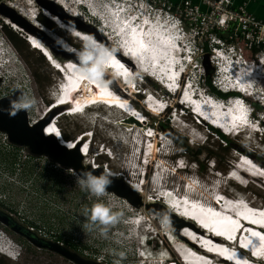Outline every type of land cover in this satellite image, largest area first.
<instances>
[{"label": "rangeland", "instance_id": "rangeland-1", "mask_svg": "<svg viewBox=\"0 0 264 264\" xmlns=\"http://www.w3.org/2000/svg\"><path fill=\"white\" fill-rule=\"evenodd\" d=\"M90 2L92 7L100 4L98 5L100 10H103V5L109 4L104 3L103 0H89L85 4ZM0 3L5 4V0ZM81 6L80 11H85L86 16L96 26H100L98 18L87 15L86 8ZM49 21L53 25L51 30L66 40L71 39L73 43H80L90 50L79 38L60 29L53 21ZM0 24H2L1 19ZM2 30L3 39L0 38V48L5 51V57L9 58V61L4 62L0 68V99L14 95L16 107L24 111L28 124H33L38 120L41 112H44L47 106L53 102L51 92L55 91L56 84L61 80V73L49 64L39 50L30 46L27 40L21 36L25 35L23 32H16L18 33L17 36L22 39L13 41L4 32V28ZM107 36L109 37V35ZM107 40L110 42L109 38ZM104 76L107 77L106 74ZM107 79L113 87H118L117 91H121L119 87H122L129 93L131 99L142 108L143 104L140 97L135 92L127 90L125 85L120 84L118 80L113 81L109 77ZM135 80L140 91L149 90L161 94L159 90L152 89L151 85L146 83L141 73L137 74ZM161 95L165 96V100L172 105L178 102V98L175 96ZM25 104L28 105L26 108L23 107ZM93 114L98 115L95 124L94 120L90 121L88 118L89 115ZM118 115L123 114L112 108L109 110L89 108L83 113L61 115L57 118L56 124L70 140L76 138L80 133L92 130L91 144L93 145L89 155L86 156V160L90 161L87 165L93 164L100 171L108 170L115 173L117 176L112 177V183L109 186L110 188L114 186L120 192L122 191L121 194L116 193L113 189H106L100 196L81 191L75 183L78 173L72 167L60 165L51 160L45 153L33 154L26 145L12 143L7 134L0 131V211L10 215L20 230H27L38 242H34L24 234L13 230L10 225L0 222V244L5 245L7 251L11 252L12 255L1 251L0 254L6 258L9 264H78L55 251L50 246L52 242H58L82 258L98 261L100 264H153L154 258L157 255L160 256L161 252L168 248L170 249V258L178 259L171 250L167 239L161 233H166V229L171 226V223L165 218L167 213L161 207V201L155 199V196L158 197L161 192H156L154 196V185L149 179L145 180L147 183L146 188L143 187L144 193L125 192L128 189L126 187L128 175L125 172L128 169L133 171L134 167L136 172L142 168L141 163L133 161L136 159L139 162L140 157L141 162V150L135 146L138 138L135 132L136 130L141 132L146 127L144 125L148 124H135L136 129L126 130L123 128L125 127L124 124L129 121L120 120L121 123H124L120 125L117 121L111 123L113 120L106 118V116L116 117ZM151 115H154V131L165 142V145L170 144V146L168 154L162 156L161 153H164L165 150L163 142L160 143L159 139H154L158 143L157 153L150 156L146 167L147 174H153L155 167L158 172L159 168L161 175L164 172L165 178L162 175L163 184L174 183L175 185L176 183L178 186L179 183L178 191L183 192L184 187L181 188V183L184 179L190 182L194 191H198L194 188H199V194L207 199H210L212 195L205 193V191L211 189L212 182L217 178L216 181L221 184V187H225L226 194L231 196L240 192L248 200L253 201L252 203L264 207V182H262L264 178L258 174L260 172L242 164L241 169H238L236 173H233L232 176L229 175L226 179L224 178L233 166L241 164L238 158L241 151L235 149L236 146L243 147L252 154L264 158V124L261 121L258 125L259 129L261 127L263 130L261 134L252 129H245L235 135H230L229 138L233 147L227 149L225 140L216 141L217 137L209 135L207 128H205L207 124L201 122L204 126L199 125L190 115L180 117V121L164 113H151ZM102 116L105 119L104 117L101 118ZM253 116L256 115L253 113ZM182 122L184 123L182 124ZM255 124L257 123L255 122ZM168 129L173 133L172 136L162 131H168ZM182 141L186 142L189 149L183 150L180 147ZM218 142L221 143V147H219ZM198 146L210 149L213 156L208 159L206 153L202 152L197 156V161L194 162ZM224 147L226 149H223ZM150 148L147 156L144 154L146 160L151 153ZM245 155L252 158L248 154ZM226 156H228V160H225ZM179 158L186 164V169H178L181 165V163H177ZM64 159L70 162L67 157ZM215 159L219 161L220 166H225L226 171L217 169ZM235 161L238 163L232 165L231 163ZM137 179L139 176L135 177L136 181ZM114 182L118 186L114 185ZM243 183L247 185L244 186ZM160 189L163 192L164 190L172 191L173 188L162 186ZM219 193L221 196H225L223 191H219ZM146 196L154 201L147 204ZM96 207L108 209L111 214H115L117 217L115 222L107 225L96 222L92 224L91 230L84 229L83 224L88 222L86 210H95ZM155 210L161 214L155 213ZM153 215L154 217L151 218ZM134 216L149 218L151 222L147 221L137 229L132 224V221L135 220ZM133 234L139 236L137 235L133 240V238L131 239ZM139 242L143 245H140ZM144 247V251L152 255L148 260H144L138 255ZM163 247L165 249H162Z\"/></svg>", "mask_w": 264, "mask_h": 264}, {"label": "bare ground", "instance_id": "bare-ground-1", "mask_svg": "<svg viewBox=\"0 0 264 264\" xmlns=\"http://www.w3.org/2000/svg\"><path fill=\"white\" fill-rule=\"evenodd\" d=\"M54 1L57 4H59L60 6H62L71 15L80 17L82 20L84 19V17L82 16V13L79 12L80 8H78V6H76L78 4L79 0H54ZM82 1H83V3H81V4L85 5V3H87L89 0H82ZM91 4L92 3L90 2L89 4H87V6H91ZM98 5H100V4H97L93 7L91 6L90 8H91L92 12L89 13L92 17H96V19L98 18V20L100 21V26H97L99 31H97V33H95V34L98 35V33H99V35H100V33H101L105 38L106 37H107V39L109 38L110 42L107 39H106V42L109 45V47L112 49L114 47L113 41H115L117 43H119V42L122 43V45H123L122 47H125V49H127L128 51H132V49H131L132 46L135 48H138L139 47L138 42L142 40L144 42V44L146 45V49L136 51L135 54H133V58L131 56H126V55L125 56L134 60V63H135V61H137V58H138V62L142 65L146 66L149 63H152V65H154V66H160L165 73V77L167 78V85L169 86V88H175L176 85L178 84V82H177L178 73H177V71H175L173 69L174 64H172V58L168 57L167 56L168 52L163 51V49H162L164 45L168 44L169 46H171L174 49L173 54H174V58H175L177 64L181 63L180 61H178V59L180 60V58L178 57V55L175 51L176 46L174 45V40H173V36H175L174 29H166V28L159 29L157 26V22H154L155 24H151V23H153V22H151L150 23L151 27L147 31L144 29H141V24H138V26L136 28L135 26H133L131 24L133 17L126 16V12H122L121 10L114 8L110 3L107 5H103V10H100L101 8H100V6L98 7ZM7 6L16 10L24 18H27L28 21H30L33 24H35L36 26H38L40 28V30L45 32V34L50 39L55 40V42L60 44L62 46V48H64L65 50L75 51L74 46L68 40H66L63 36L57 34V32L51 30L49 27L40 23L37 18L36 19L33 18L34 10H33L32 6L29 5L25 0L24 1L15 0L13 2V4H9V5L7 4ZM48 16L56 24L57 27H59L62 30L69 32L70 35H73L82 41L84 40L83 43L86 42L85 44L91 50L92 55L94 54L95 56H97V54L99 52L101 53L100 60H98L97 57H94V56L92 57L91 54H87V57L91 59L90 62L92 64H94V66H95L94 71H101L102 74H106L108 77H112V78L118 80L120 84L124 85L125 83H123V81L121 80L122 76H123L124 80L128 79L129 85L127 87L128 88L131 87L132 81H130L129 79H130V77H132L133 72L129 73V67L127 65H125L120 60H117L110 53L111 51L109 52L108 49H105L104 47H102L103 43L101 41H99L98 38L94 37L90 32H88L86 30L79 29V28L74 27L73 25L69 24L68 22L63 21L58 15H56L50 11H49ZM144 19L149 20V18H147V16H144ZM8 23L11 25V27H14L17 30H21L25 34L24 37H26V40L30 44V46L39 50L43 55L45 54L47 56L46 57L44 55L45 58L47 59L49 64L55 70L59 71L60 73L62 71L65 74V78H62V85H61L60 89H58L57 92H55V99H57V102L55 104H52L51 107L48 108L46 111H44V112L42 111L39 118L37 117L38 120L36 122H33V124L28 125V128L30 129V134L28 135V137L29 138L31 137L34 141H36L38 146H40L44 149H47L49 152H54L55 155H53V156H57L60 154L58 151H56L55 149L52 148L53 147V141L51 139H48V140H45V142L44 141L42 142V141H39L36 137L37 124L41 121V118H43L42 116L44 114L47 115L49 113V111H51L53 108H55L57 106H62L65 104H74L75 108L70 110L69 111L70 113H78L80 111L79 110L80 108H85L87 106H91V105L98 103V102L112 103V104H117L119 106L123 105L121 107H128V102H127L128 98L125 99V98L118 96L117 94H113L114 92L111 90L113 92L112 93L108 89V87L105 86L106 84L104 81L102 82L103 84L100 83L101 78L99 79L97 74H91L89 71L84 69L82 66L77 65L79 63H76V62L73 63L72 60H71V62L67 61L66 63H64V65L61 64L59 62V58L56 57L52 53V51L43 42L42 39H40L38 36H35L31 33H28L25 28H23L22 26H20L19 24L15 23V22H13L12 20H8ZM162 31H164V32H162ZM133 32H135V41H136L135 43L133 42ZM107 35H109V37ZM183 38L185 40V37H183ZM110 44H111V46H110ZM89 45H92V47ZM163 60H166V61L163 62ZM121 65H122V67H121ZM127 77H129V78H127ZM249 80L251 81V79H249ZM247 85H248V83H247ZM187 86L188 87H186V89H187L188 93L187 92L185 93V96H186L185 101H187L189 104L190 103L194 104L195 112L200 114L203 119H201L199 117L198 118L200 120H202L204 123H207L204 120H208L210 122L209 124L215 126L219 130L224 131L225 133L235 131L239 128L244 127L247 124L246 123V119H247L246 112L247 111H246L244 104L239 99H235V98L230 99V101L228 102V105L226 106L227 110L225 111V108L220 104V102L215 101L216 98H212V97L208 96L207 99H205V100H201V99L198 100L196 98L190 97V91H189L190 85H187ZM131 92H133V90H131ZM206 96L207 95H204L205 98H206ZM3 98H4V99H2L3 102H6V99L8 101L13 100L12 102H13V105H14V108L16 111L20 109V108L16 107V105H15L16 100H15L14 95L13 96L12 95L6 96ZM55 99L53 100V102H55ZM157 104L159 107L162 105V103H160V102H157ZM68 107H72V106H67L64 108H68ZM147 110L149 112H151L152 114H158L159 113L158 111L152 110L150 108H147ZM228 114L232 117H235L231 122L228 119ZM221 117H224V118L222 119ZM96 118H97L96 116H93L92 119L95 121ZM104 119H105V117H104ZM100 120H102V119H100ZM129 126L130 125L128 122L125 124V127H123V126L122 127L126 128V130H128V129L132 130V128ZM43 134H45V136H56V138L63 144V146H67L68 149L74 148V145H73V143L75 142L74 139L70 140V139L64 138L61 130L58 128V126L55 124V122L54 123L48 122V124L46 125V127L44 129ZM148 134L151 135L150 133H148ZM85 136H87V135L83 134L81 136V138H83ZM81 138H78L76 140H78V142H81V140H82ZM75 143L77 144V141ZM87 146H88V142H86L85 144L80 146V149L78 150L79 155H81L82 158L84 157V160H81L82 164L80 163V166H79V167L83 168L84 171H85L87 163H90V161L86 160L87 159L86 156L89 155V153H90L89 148H88V150L86 148ZM147 147L148 148L151 147L150 151H151L152 155L154 156L157 152L158 143H157V141L151 140V143L148 142ZM147 153H148V151H147ZM142 154H143V152L141 149V155H140L141 157H142ZM61 156H64V155H61ZM66 157H67V159H69L71 164L79 165V163H77L78 157L76 156L73 149H72L71 154H67ZM61 159H63V158L61 157ZM63 160L65 161V159H63ZM138 160H139V162L136 159L133 161L136 163H141L140 157ZM240 163L243 165H246L247 167H249V165H247V164H252L253 166H250L249 168H251L252 170H255L257 172L262 173L261 168L256 167L255 163H254L255 164L254 165L250 160H248L245 157H242ZM135 169L136 168L134 167L133 171ZM130 170L131 169H128L125 172V174L128 175V176L125 175V176H127V179L125 178L126 182L128 184H130L136 192L141 194L144 191L143 187L135 184L138 182V180L137 181L135 180V177H137V175L130 173ZM74 171H76V170H74ZM109 172H111V171H109ZM113 174L116 175L115 173H113ZM158 175L159 176L161 175V171L159 170V168H158ZM162 175H163V178H165L164 172L162 173ZM159 181H160L159 178H157V180H155L154 184L155 183H158V184H157V187L154 189L153 192H154V194L158 191L161 192L158 195L157 199L161 200V201L163 200L161 202V204H162L161 207L167 208V210H165V212L167 213V216L169 215L170 218H173L170 214H172V212H174V213L178 214V216H182V217L186 218L188 221H190V219L195 220L199 224L200 227H203L205 229V231H210V232L216 231V232H218V233H215L214 236L217 235V236L223 237V238L225 236H227L226 238H229V236L231 235L232 238H230V239H233V237L235 236V233L233 231L236 229V227L231 228V226L228 223V222H230L228 220L229 218H227L228 215L217 213V212H214L212 210H207L201 205H199L197 207L196 205H194L190 202V201H193L195 199V196L197 197L196 199H198V197L201 195L198 192L199 188L198 189L194 188V189L198 190V191H194L192 188L193 186H191L190 189H188L189 188V186H188L187 188L182 189L183 190L182 193H180L179 195L176 194V196H175L173 189H172V191L171 190L170 191L164 190L162 192V190L160 188H162L163 185L161 183H159ZM114 185H117V184L115 183ZM193 185H195V184L193 183ZM188 191H190L191 195L193 194V198L188 193ZM125 192L131 193L132 190L128 188L125 190ZM210 195H212V194H210ZM201 197H202V195H201ZM222 197L224 199V203L226 204V206L228 208L231 206L233 210H236L235 205H237V204L234 203L233 201H229L230 197H228V198H226L225 196H222ZM147 198H145L147 203L154 201L151 198H148L149 200ZM153 207L156 208V206H154V205H153ZM174 208H177L178 210H175ZM260 208L262 209V211L259 212L260 216H256L255 214H253L252 211L249 210L247 207H243V209H242L243 213L242 214L246 215L249 219H251L253 221L259 222V224L264 225V217L262 216L264 214V209L261 206H260ZM226 213H230V212H226ZM232 215H234V214H232ZM235 215H237V214H235ZM237 216H239V215H237ZM153 217H154V215L151 218H153ZM147 219L143 220L142 218H140L139 222H141V223H139V225L136 228L138 229L140 226L145 224L148 221ZM150 222H151V220H150ZM200 227H198V228H200ZM166 230H167L166 233L165 232H161V233L163 234V236H165V238L167 239V242L169 243L172 251L177 255L179 261L182 264H183V261L185 262V264H217L219 260L216 261V263L213 262L215 260H211V262L209 263V260L206 258V257H209L210 256L209 254H211V253L214 255H217V256H222L223 258H226L227 260L234 262L235 264H252V263L248 262L247 260L243 259L235 250L228 248L227 246H224L222 243L218 242L215 239V237L211 238L210 235L201 234L200 232L194 231L192 229H188L187 227L182 229V234L184 237L188 238V241L197 242L198 246H200L203 250L206 251V252L205 251L203 252V250L200 248L201 252H198L199 254H196L195 252L191 251L188 247H186L182 243V242H184L180 238V236H182V235H179V234L175 235L173 233L171 226L169 229H166ZM250 230H251V232L255 231L252 229H250ZM137 235L138 234H133V236L132 237L130 236V237H131V239L133 238V240H134V237L136 238ZM249 240L253 241L252 244L256 245L257 247H255V248H257V249H261V247H264V240L261 243V240H256V238L252 237L251 234L248 236H244L242 238L243 247L245 244H248ZM139 244L141 245L140 242H139ZM249 245L252 246L251 244H249ZM154 246H156L155 243H154ZM246 249L251 251L252 253H257V255H254L256 257L264 256V252L256 251L253 247H247ZM144 250H145V247H144V249L140 250V253L138 255L140 258H142L144 260H148V258L152 257V255L150 253H147V251H144ZM200 253H202L205 256L201 255ZM164 255L165 256H163L162 253L160 256L157 255V257L154 258V260H153V264H167L169 261H172V259H170L169 254H167V251L165 252ZM222 257H220V258H222ZM171 264H174V263L172 262Z\"/></svg>", "mask_w": 264, "mask_h": 264}, {"label": "built area", "instance_id": "built-area-1", "mask_svg": "<svg viewBox=\"0 0 264 264\" xmlns=\"http://www.w3.org/2000/svg\"><path fill=\"white\" fill-rule=\"evenodd\" d=\"M14 1L5 0V4H13ZM25 1L32 6L34 19L43 17L51 20L48 9L38 5L35 0ZM250 1L252 0H242L239 4H234L233 0H120L119 6H123L126 16L135 18L138 14L146 12L147 18L152 22H158L162 28L175 29L185 37L191 46V52L196 55L194 58L189 53L186 59H191L196 83L203 93L212 98H219L205 85L206 76H209L212 86L217 90L233 93L230 98L238 97L237 99L243 101L238 92L247 93L249 100H244L245 107L264 119V19L248 9ZM81 3L83 1L79 0L76 6L82 8ZM83 7L86 8L87 15H90L91 6L87 7L85 4ZM79 12L84 17L83 21L94 24L85 11ZM0 19L1 39L3 26L15 32H22L11 27L7 17L0 14ZM5 54L0 48V68L4 62L9 61ZM205 54H208V66L203 64ZM250 76L255 77L252 86L247 81ZM189 80L191 77L186 74V84H190Z\"/></svg>", "mask_w": 264, "mask_h": 264}, {"label": "water", "instance_id": "water-1", "mask_svg": "<svg viewBox=\"0 0 264 264\" xmlns=\"http://www.w3.org/2000/svg\"><path fill=\"white\" fill-rule=\"evenodd\" d=\"M35 1L41 7L46 8L50 12L58 15L63 21L68 22L69 24L73 25L74 27H77L79 29L86 30V31L90 32L94 37L98 38V40L101 41L104 45L109 47V45L106 42L107 38H105L101 33H100V35H99V33H98V35L95 34V33H97V31H99L96 25H94L92 23L85 22L81 18L74 16V15H71L62 6H60L59 4H57L53 0H35ZM0 14L7 17L9 20H12L13 22L19 24L23 28H25L28 33H31L35 36H38L40 39H42L43 42L52 51V53L56 57L59 58V62L61 64L64 65V63H66L67 61L71 62V60H72V62L79 63L82 66H84L85 68H88L90 71L101 74L103 77H105L107 79L108 76L107 77L104 76L101 73V71H94L95 66H93V64L90 62V60H89L90 58L87 57V54H84L83 52H81L80 50H78L75 47H74L75 51L65 50L64 48H62V46L60 44L55 42V40L50 39L45 34V32L40 30V28L38 26H36L32 22L28 21L21 14H19L16 10L12 9L11 7L7 6L4 3H0ZM89 46L92 47V45H89ZM117 55L122 60L126 61L125 58H123L121 56V54L117 53ZM128 64L131 66L133 65L131 63H128ZM203 64L205 66L209 65L208 54L204 55ZM109 79L114 81V78L109 77ZM108 84L110 86H112L109 82H108ZM113 89L116 90L117 88L113 87ZM2 99H4V98L0 99V131H4L7 134L8 139L12 143H16L19 145H26L28 150L33 154L45 153L49 156V158L51 160L56 161L57 163H59L60 165H62L64 167H72L74 170H76V172L78 174L84 172V169L79 167L80 163L82 164L81 160H83L82 156L79 155V153H78V150L80 149V146H81V142H77V144L74 142V144H73L74 148H72L73 151L75 152L76 156L78 157L77 163H79V165L71 164V162H68L66 160L64 161L63 159L66 158L65 155L68 154V152H72V149H68L67 146H63V144L56 138V136H45V134H43L46 125L48 124V122L51 121L52 117L56 113V110H53V111L49 112L47 115L45 114L44 116H42L43 118H41V121L37 124V130H36V137L39 141L45 142V140H48V139H51L53 141V147L52 148L60 153L57 156H53V155H55L54 152H49L47 149H44V148L38 146L36 141H34L31 137L30 138L28 137V135L30 134V129L28 128L29 124L26 120V115H25L24 111L22 109H19L16 111L14 108L13 102H12L13 100L8 101L6 99V102H3ZM240 148H242V147H240V146L235 147V149H237V150H240ZM61 155H64V156H61ZM61 157L63 159H61ZM97 169H99V168H96V167H94L93 164H91V165H86L85 171H95L98 174L100 172H102V171H100V169L99 170H97ZM126 187L131 189L132 191H134L136 193V191L131 186H129L128 184L126 185ZM107 189H113L118 194L123 193L122 191L120 192V190H118L114 186H112V188H110V186H108ZM149 209L150 208L148 207V210ZM164 210H167V208H164ZM154 212L157 214L158 213L161 214L157 210H155ZM173 213L174 212H172V214H170L173 218H170L169 215L168 216L165 215V218L171 223L173 233L175 235H178V234L182 235V236H180V238L186 244L193 246V247H199L196 244L197 242L194 243V242L188 241V238L183 236L181 229L183 227H188L194 231L200 232L201 234H204V235H208V234L205 233L204 229L202 227H200L199 224H196L192 221H188V220L178 216L177 214H175V213L173 214ZM0 222L5 224V225H10V227L13 230L18 231V232L24 234L25 236L29 237L30 240L37 242L36 238H34L33 235H31L25 229L20 230V228L17 227V225L14 223V221L10 217V215H8L2 211H0ZM198 227H200V228H198ZM211 238H212V236H211ZM50 246L55 251L59 252L60 254L66 256L67 258H69L70 260H72L78 264H100V262H98V261L82 258L76 252L68 250L67 248H65L61 244H59L58 242H52V243H50ZM204 251L205 250H203V252ZM209 255L211 256L214 254L211 253ZM220 260H222V258H220Z\"/></svg>", "mask_w": 264, "mask_h": 264}, {"label": "clouds", "instance_id": "clouds-1", "mask_svg": "<svg viewBox=\"0 0 264 264\" xmlns=\"http://www.w3.org/2000/svg\"><path fill=\"white\" fill-rule=\"evenodd\" d=\"M144 16H146V12H143L142 13V23H145V22H152V20H145L144 19ZM157 26L159 29H163L160 24H158L157 22ZM151 27V24L149 25V28ZM174 31H176L174 29ZM164 32V31H162ZM25 39V38H24ZM179 41V38H177L176 40H174V45L176 46V49L178 50V48H183L184 46L181 45ZM122 44V43H121ZM187 46H190L189 44ZM191 47V46H190ZM189 47V48H190ZM163 51H167V56L168 57H171L172 58V64H177L175 58L172 56V53H173V48L171 46H169L168 44L167 45H164L163 46ZM116 51H118V54H120V49L119 48H116ZM192 56H194V58H196V55L194 53H190ZM189 55V53H186L184 54V58L183 57H180V60L178 59V61H180V66L176 68V65H175V71H177L178 73V78H177V81H184L185 80V76L186 74L191 77V80L190 81V84L193 85L194 87V90H197V89H200V87L197 85L196 83V78H195V72L193 71V68H191V59H186V56ZM100 56H101V53L99 52L97 54V58L100 59ZM167 60V59H166ZM166 60H163L166 61ZM134 61V60H133ZM137 61H135V63H137ZM190 68V70H189ZM104 75V74H103ZM112 78V77H111ZM251 79V81L249 80ZM116 80V79H114ZM249 80V81H248ZM248 83L252 86L255 82V77H249L248 78ZM243 101H241L244 106H245V101L246 100H249V97H248V94L247 93H243L242 91H239L238 92ZM232 99V98H230ZM245 100V101H244ZM28 105H23V107H27ZM246 108V107H245ZM246 114H255L256 116V123L259 124L260 121L264 124V119H262L255 111H249L247 108H246ZM228 118L230 120H233L235 117H232L230 115H228ZM263 130L261 129L260 130V134ZM88 145H90L92 147L93 144H90L88 143ZM195 162V161H194ZM261 166V165H260ZM113 173L109 172V171H102L100 172L99 174L93 172V171H84L82 173H79L76 175V178H75V183L79 186V188L81 189V191H87L95 196H100L102 195L105 190L108 188V186L112 183V177H113ZM97 208H100V207H96L95 210H91V211H88L86 210V215H87V220L88 222L84 223L83 224V228L84 229H87V230H91V226L92 224L96 223V222H99L101 224H104V225H107V224H110V223H114L115 220H116V215L115 214H111L110 211L108 209H105V212H104V216L102 217L97 211L96 209ZM172 250V249H171ZM170 249L168 248L167 249V252L170 254ZM122 255V253H121ZM211 257H213V255H211ZM176 262H180L178 259H175ZM180 264H182L180 262Z\"/></svg>", "mask_w": 264, "mask_h": 264}, {"label": "trees", "instance_id": "trees-1", "mask_svg": "<svg viewBox=\"0 0 264 264\" xmlns=\"http://www.w3.org/2000/svg\"><path fill=\"white\" fill-rule=\"evenodd\" d=\"M39 22L40 23H42V24H44L45 26H47V27H49L50 29H53V25H51V22L48 20V19H45V18H43V17H40L39 18ZM55 27V26H54ZM9 29H11V28H9V27H7V26H4V32L13 40V41H15L16 39H22V38H20V37H18L17 36V34L18 33H16L15 31V33L13 32V30L12 31H10ZM56 29V28H55ZM75 48H77L78 50H80L81 52H83L84 54H88L87 52H89V50L88 49H86L84 46H82L80 43H77V42H75V43H73L72 42V40L71 39H67ZM205 49L207 50V46H205ZM152 83H154V82H152ZM155 84V83H154ZM205 85L207 86V88H208V90H210L212 93H214L215 95H217L219 98H227V97H229L230 95H232L233 93L232 92H229V93H222V92H220L219 90H217L215 87H213L212 86V84H211V82H210V77L209 76H206V79H205ZM155 86L156 87H159L157 84H155ZM209 126V128L212 130V131H214V132H216V133H218L219 134V136H220V139H221V141H223V140H225V142H227L226 144V148L227 149H230L231 147H233V145H232V143H231V141H230V138L228 137V136H226V135H224L219 129H216V128H213L212 126H210V125H208ZM162 131H164L167 135H171V134H173V133H171V131L168 129V131L167 130H162ZM62 134H63V136H64V138H66L67 139V135L64 133V132H62ZM172 136V135H171ZM216 141H219V140H216ZM218 145H219V147H221V143H219L218 142ZM180 147L183 149V150H187V149H189V146L186 144V142L185 141H182L181 143H180ZM225 147L223 148V149H226ZM205 150V151H204ZM240 150L243 152V153H246V154H248V155H250L253 159H254V161L258 164V165H261L262 167H264V158H260V157H258V156H256L255 154H252L251 152H249V151H247L246 149H244L243 147L242 148H240ZM202 152H205L206 153V157L209 159L210 157H212L213 156V153L211 152V150L210 149H205V148H203V146H198L197 147V150H196V156H194V159H195V162L197 161V156H199V154L200 153H202ZM228 156H226L225 157V160H228V158H227ZM224 159V158H223ZM215 162L217 163V169L218 170H222V171H226V168H225V166H220L219 164V161L217 160V159H215ZM241 165L242 164H238L237 166H233L230 170H233V172L231 173V176H232V174L233 173H236V171L238 170V169H241ZM216 169V170H217ZM2 244V243H1ZM0 244V251L1 252H6L7 254L9 253V255H12L11 254V252H9V251H7V248H6V246L4 245V246H2ZM0 264H9L8 262H7V260H6V258L2 255V254H0Z\"/></svg>", "mask_w": 264, "mask_h": 264}, {"label": "snow or ice", "instance_id": "snow-or-ice-1", "mask_svg": "<svg viewBox=\"0 0 264 264\" xmlns=\"http://www.w3.org/2000/svg\"><path fill=\"white\" fill-rule=\"evenodd\" d=\"M133 42H134V43L136 42V41H135V32H133ZM138 45H139L138 48H135V47H134V48L132 49L133 52H134V54H135L136 51H140V50H144V49H146V45L144 44V42H143L142 40L138 42ZM121 67H122V65H121ZM121 106H123V105H121ZM96 211H97L102 217L104 216L105 209L97 208ZM254 222H255V221H254ZM231 223L235 224L234 221L231 222ZM235 226H236V227H239L238 224H236ZM251 236H252V237H260L261 240H264V236H261L260 233H257V232H255V231H252V232H251ZM229 238H232L231 235L229 236ZM252 243H253V241H252V240H249L248 244H245L244 247L247 248V247L249 246V244H252ZM253 255H257V253H253Z\"/></svg>", "mask_w": 264, "mask_h": 264}, {"label": "crops", "instance_id": "crops-1", "mask_svg": "<svg viewBox=\"0 0 264 264\" xmlns=\"http://www.w3.org/2000/svg\"><path fill=\"white\" fill-rule=\"evenodd\" d=\"M178 2L180 0H173ZM242 0H233L234 4H239ZM248 9L257 17L264 19V0H252L248 4Z\"/></svg>", "mask_w": 264, "mask_h": 264}]
</instances>
